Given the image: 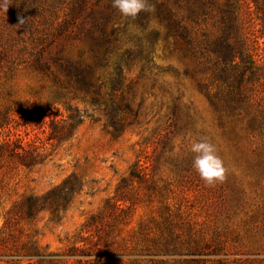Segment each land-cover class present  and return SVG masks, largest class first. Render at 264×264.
<instances>
[{
  "label": "rangeland",
  "instance_id": "obj_1",
  "mask_svg": "<svg viewBox=\"0 0 264 264\" xmlns=\"http://www.w3.org/2000/svg\"><path fill=\"white\" fill-rule=\"evenodd\" d=\"M84 1L90 6L106 0ZM5 4L9 9L10 1L0 4V27ZM34 19L38 24L41 17ZM46 27L44 34L0 37V264H11L3 248L11 247L10 229L20 241L33 234L50 252L82 246V225L132 169L142 175L128 185L129 222L119 224L118 236L89 257L98 260L94 264H264V131H250L242 116H219L203 90L204 84L214 88L211 72L156 41L155 84L131 70L133 105L142 104L137 122L116 136L103 106L59 91L51 73L38 67L39 49L62 45L75 56L83 47ZM259 44L263 55L264 38ZM258 92L260 102L264 93ZM69 109L80 118L73 135L50 139L51 120L66 119ZM195 139L214 144L223 160L225 178L215 186H205L191 167L188 149ZM13 149H24L34 162L25 165ZM72 174L82 189L60 220H51L44 209L34 218L20 214L6 222L7 212L24 197L42 195ZM166 242L168 251L158 253L156 247Z\"/></svg>",
  "mask_w": 264,
  "mask_h": 264
},
{
  "label": "trees",
  "instance_id": "obj_2",
  "mask_svg": "<svg viewBox=\"0 0 264 264\" xmlns=\"http://www.w3.org/2000/svg\"><path fill=\"white\" fill-rule=\"evenodd\" d=\"M3 0H0V4ZM4 13L0 37L8 39L14 33L30 31L44 34L46 26L80 40L83 47L75 56L65 53L62 45L54 50L39 49L35 61L49 71L59 91L88 98L103 106L106 122L112 134L118 136L137 122L141 102L133 105L134 81L128 75L138 69L137 77L149 78L153 73V46L159 39L174 50L202 64L209 70L213 90L203 85L205 95L219 116L246 119L250 131H264V95L258 102L256 92L264 93V53L259 39L264 38V0H147L150 11H141L134 19L125 18L112 7L111 0L88 6L84 0H9ZM34 16L41 19L36 24ZM2 17V16H1ZM260 25L255 28V21ZM210 26V29L207 28ZM43 37H36L42 41ZM264 50V49H263ZM253 87L257 89L253 92ZM80 123L76 110L69 109L66 119L51 120L50 139L71 137ZM25 165L26 151L13 149ZM142 175L130 170L115 189L112 198L105 199L101 208L82 225V246H71L62 253L50 252L41 246L33 234L20 241L13 230L11 247L3 246L12 256L11 264H94L89 258L99 254L102 244L118 236L119 224H127L131 216L130 180ZM82 189L78 175L72 174L42 195H27L7 214V223L23 214L31 219L47 209L51 220L63 216L74 196ZM113 243V242H112ZM167 252V242L156 247ZM73 257L69 262L63 258Z\"/></svg>",
  "mask_w": 264,
  "mask_h": 264
},
{
  "label": "clouds",
  "instance_id": "obj_3",
  "mask_svg": "<svg viewBox=\"0 0 264 264\" xmlns=\"http://www.w3.org/2000/svg\"><path fill=\"white\" fill-rule=\"evenodd\" d=\"M111 2L112 7L125 18L134 19L141 11L151 10L147 0H111ZM7 7L8 4H5L4 10ZM188 150L193 154L191 167L205 186L212 187L224 180L223 160L217 154L214 144L206 139H195L190 143Z\"/></svg>",
  "mask_w": 264,
  "mask_h": 264
}]
</instances>
